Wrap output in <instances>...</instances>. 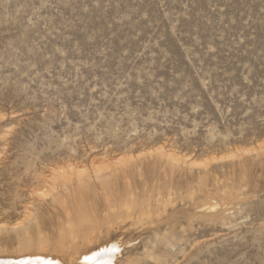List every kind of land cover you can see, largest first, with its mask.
<instances>
[{
	"label": "rangeland",
	"instance_id": "obj_1",
	"mask_svg": "<svg viewBox=\"0 0 264 264\" xmlns=\"http://www.w3.org/2000/svg\"><path fill=\"white\" fill-rule=\"evenodd\" d=\"M120 158L59 264H264V0H0V225L32 203L54 255L53 171Z\"/></svg>",
	"mask_w": 264,
	"mask_h": 264
},
{
	"label": "bare ground",
	"instance_id": "obj_2",
	"mask_svg": "<svg viewBox=\"0 0 264 264\" xmlns=\"http://www.w3.org/2000/svg\"><path fill=\"white\" fill-rule=\"evenodd\" d=\"M167 159L174 162V157L171 155H168ZM133 165L134 162L130 158H120V160L106 162L102 165L96 164L93 168L91 167V172L72 166L68 167L67 171L62 169L53 171V182L48 179L53 183V186L46 197L50 198L49 206L60 207L65 216L63 221L58 220L56 223L60 232L57 237V244L53 247L55 254L50 253L52 250L50 241L43 235L44 225L40 220V211L31 203L21 209L23 214L19 223L10 227L0 225V235L4 232L14 234L18 254L13 260L0 261V264H59L58 260L62 259L64 254L69 253L67 250L76 246L79 236H81L83 241H88L91 234H93V230L82 234L83 226L94 227L98 223H104L105 220L109 223L111 222L106 216L103 217L102 221H97L94 214L85 213L82 209L85 199L88 197H92L97 201L101 199L104 205L108 207V196H112V193H109L112 185H115L119 177L124 176L126 171ZM45 182L48 181L46 180ZM113 200L112 207L114 208L115 201L119 200V197L115 196ZM68 203L73 206H68ZM217 208V205H212L207 210L208 212H215L218 210ZM132 211L130 208L126 209V215L131 216ZM143 217L149 218L146 213L143 214ZM114 250V246L102 247L97 251L80 256L78 264H111L114 258L111 252ZM69 261L70 263L72 262L71 260Z\"/></svg>",
	"mask_w": 264,
	"mask_h": 264
}]
</instances>
